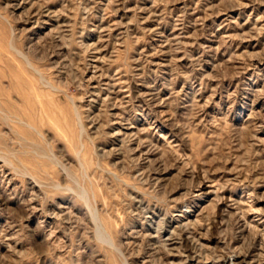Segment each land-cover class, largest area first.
I'll use <instances>...</instances> for the list:
<instances>
[{
    "label": "rangeland",
    "instance_id": "1",
    "mask_svg": "<svg viewBox=\"0 0 264 264\" xmlns=\"http://www.w3.org/2000/svg\"><path fill=\"white\" fill-rule=\"evenodd\" d=\"M0 264H264V0H0Z\"/></svg>",
    "mask_w": 264,
    "mask_h": 264
}]
</instances>
